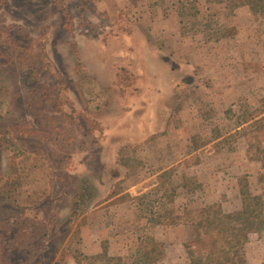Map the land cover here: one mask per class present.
Instances as JSON below:
<instances>
[{"label":"rangeland","instance_id":"1","mask_svg":"<svg viewBox=\"0 0 264 264\" xmlns=\"http://www.w3.org/2000/svg\"><path fill=\"white\" fill-rule=\"evenodd\" d=\"M236 2L0 0V264H189L188 220L240 190L264 221V20ZM237 251L264 264V225Z\"/></svg>","mask_w":264,"mask_h":264},{"label":"trees","instance_id":"2","mask_svg":"<svg viewBox=\"0 0 264 264\" xmlns=\"http://www.w3.org/2000/svg\"><path fill=\"white\" fill-rule=\"evenodd\" d=\"M237 6L246 7L252 15L264 20V0H237L232 7ZM256 159L262 162L264 172V150H259ZM240 197L242 207L234 215L223 214L219 206L212 205L197 211L194 224L188 220L194 229L191 240L183 244L189 264H246L243 257L237 256V248L246 240L247 233L259 230L264 221L259 200L243 190ZM156 247L154 243L152 250L144 252L145 260Z\"/></svg>","mask_w":264,"mask_h":264}]
</instances>
